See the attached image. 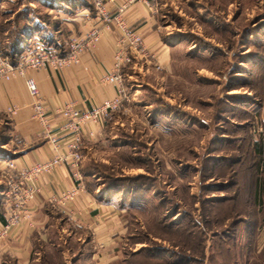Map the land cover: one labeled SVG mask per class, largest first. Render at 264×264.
<instances>
[{
    "label": "rangeland",
    "instance_id": "1",
    "mask_svg": "<svg viewBox=\"0 0 264 264\" xmlns=\"http://www.w3.org/2000/svg\"><path fill=\"white\" fill-rule=\"evenodd\" d=\"M78 1L1 0V42L27 29L30 16L37 28L53 24L61 10L50 8ZM156 3L170 65L152 59L122 67L120 107L81 146L84 186L118 191L126 204L128 233L109 264H264V195L259 204L248 183L257 167L264 183V157L255 150L264 140V70L254 64L257 53L264 57V0ZM72 38L63 49L41 45L63 57ZM19 140L0 125V144L15 150ZM50 211V243L35 264H97L88 229L57 204Z\"/></svg>",
    "mask_w": 264,
    "mask_h": 264
},
{
    "label": "crops",
    "instance_id": "2",
    "mask_svg": "<svg viewBox=\"0 0 264 264\" xmlns=\"http://www.w3.org/2000/svg\"><path fill=\"white\" fill-rule=\"evenodd\" d=\"M156 1L105 0L110 15L114 17L109 28H104V24L97 19L91 0L65 4L64 9L50 8L54 13L61 10L54 15L56 22L41 23L38 28L35 26L37 20L30 16L32 21L26 24L30 35L23 41L25 48L41 43L62 48L65 36L79 37L95 27L101 29V41L95 49L81 55L79 63L71 66L58 70H31L25 75L12 76L11 79H5L0 74V125H6L22 139L15 150L9 149L10 141L0 144V162L14 161L17 170H27L37 163L49 162L54 155H66L69 152L74 132L68 127L71 116L66 111L82 112L97 107L105 99L113 98L117 92L111 85H96L94 76L99 77L102 63L106 66L113 64V54L122 37L118 23L120 19L140 33L159 68L170 65L172 45L164 36ZM152 3L156 5L154 8L150 6ZM123 6L128 8L119 16V8ZM52 26L53 32L50 30ZM15 55L14 48H10L7 54L2 53L10 68L19 65L22 60L15 58ZM31 76L36 79L41 91L40 96L35 97L42 108L39 116L35 115L34 108L30 106L32 97L27 87V78ZM105 125V119L87 121L86 131L95 133L93 138L88 139L99 137ZM82 174L80 167L76 169L71 162H67L36 175L34 182L40 192L28 204L32 218L30 222L13 229L0 242V264L37 262L38 251L50 240L48 234L54 225L50 221L53 216L50 207L53 204L60 206L70 221L88 229L90 237L87 245L93 243L97 249L94 252L97 264H109L111 253L123 244L128 233L129 227L124 218L126 204L118 191L96 193L86 188ZM5 189V184L0 186V192ZM73 189L78 191L73 198L59 201L63 193ZM6 211L4 197L0 195V225L5 222Z\"/></svg>",
    "mask_w": 264,
    "mask_h": 264
},
{
    "label": "built area",
    "instance_id": "3",
    "mask_svg": "<svg viewBox=\"0 0 264 264\" xmlns=\"http://www.w3.org/2000/svg\"><path fill=\"white\" fill-rule=\"evenodd\" d=\"M91 4L95 7L97 19L104 24V28H109L114 17L110 15L105 0H91ZM150 6L154 8L156 5L152 3ZM127 8L128 6L119 8L118 15L121 16ZM118 23L120 24L122 37L118 42L117 50L113 54V64L106 66L102 63L99 77L96 78L94 76L96 85H111L115 87L117 92L114 97L105 99L97 107L86 109L82 112L75 110L66 111V114L71 116L68 127L74 132L73 141L70 142L69 152L66 155H54L49 162L37 163L27 170H17L14 161L6 163L3 173L6 189L0 193L4 197L7 211L6 220L3 225H0V242L13 229L19 227L21 224L30 222L32 211L28 207V204L40 192V188L34 182L36 175L50 171V169L67 162H71L72 166L76 169L80 167V163L83 160L81 153L83 140L85 137L93 138L95 135L94 131H86V122L89 120L98 122L105 119L111 110L120 107L119 104L123 94V75L120 72L122 67L135 62L134 60H148L152 62V59H155V56L150 54L148 48L144 45V40L139 32L131 29L122 19ZM100 36L101 29L95 27L89 29L79 37L72 38L73 49L70 53L63 55V57L50 55L41 44L34 45L31 47L28 55L23 57L24 60H21L20 64L13 68L6 65L7 60L2 56L0 49V74L4 75L5 79H11L12 76L25 75L31 70L47 68L58 70L65 66L74 65L80 62V56L86 50L96 48L101 41ZM27 87L32 97L30 106L34 108L35 115L39 116L42 108L39 100L35 99V97H39L41 91L33 76L27 78ZM28 181L30 185H28ZM77 192V189L69 190L61 195L59 201L65 202L73 198Z\"/></svg>",
    "mask_w": 264,
    "mask_h": 264
},
{
    "label": "trees",
    "instance_id": "4",
    "mask_svg": "<svg viewBox=\"0 0 264 264\" xmlns=\"http://www.w3.org/2000/svg\"><path fill=\"white\" fill-rule=\"evenodd\" d=\"M13 32H15L14 39H8V41L6 43H4V42L2 43L1 40H0V46H1L3 54L9 53V49L10 48H14V51H15V54H16L15 58L20 60L21 55L23 53H25L26 50L30 49L29 47L25 48L24 45H23V41L24 40L26 41L29 38L28 35H30V34L28 33L27 29H19V30L13 31ZM255 58L256 59L254 61L255 62L254 64L258 65L259 67H261L262 70H264V57H263V55H260L259 53H257ZM262 76H263L262 84L264 85V71H262ZM263 144H264V140L261 141V142H256V144H255V150H256L257 155L260 157V159H262L264 157ZM231 161L233 163L240 164V161L238 162V160H236V161L235 160H231ZM261 165H262V163H261ZM257 170H258V167L255 169V171H254L252 176H251V174L248 176V180H249L248 183H249L250 186H252L251 188L254 189L253 192H254V195H255V199H257V202L259 204H261L262 200H263L262 196L264 195V183H263V179H262L263 170L261 168L259 170L261 173L259 172V174L257 173L258 172ZM83 174H85V173L83 172ZM86 175H90V174L86 173ZM241 178L242 177H240L239 179H241ZM251 179H253V182L251 181ZM4 219L6 220V215L4 216Z\"/></svg>",
    "mask_w": 264,
    "mask_h": 264
}]
</instances>
